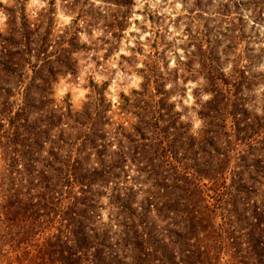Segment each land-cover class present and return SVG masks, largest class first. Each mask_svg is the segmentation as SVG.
I'll use <instances>...</instances> for the list:
<instances>
[{
	"label": "trees",
	"instance_id": "1",
	"mask_svg": "<svg viewBox=\"0 0 264 264\" xmlns=\"http://www.w3.org/2000/svg\"><path fill=\"white\" fill-rule=\"evenodd\" d=\"M5 7L0 264H264V105H242L243 68L204 76L197 134L145 81L119 102L136 120L112 128L106 80L79 109L53 95L78 71L81 24L101 13L80 8L54 38L50 8Z\"/></svg>",
	"mask_w": 264,
	"mask_h": 264
},
{
	"label": "rangeland",
	"instance_id": "2",
	"mask_svg": "<svg viewBox=\"0 0 264 264\" xmlns=\"http://www.w3.org/2000/svg\"><path fill=\"white\" fill-rule=\"evenodd\" d=\"M113 1L0 0V46L8 29L5 6L24 3L30 19L50 8L54 38L69 34L73 17L86 9L91 16L101 15L91 26L81 24L77 33L86 46L72 55L77 73L59 76L54 84L57 100L67 98L73 109H79L92 91V82L106 80L104 97L110 100L111 126L119 123L129 128L136 116L119 102L133 98L132 90L141 89L142 81L148 89L159 84L189 131L197 134L202 127L199 103L210 96L203 90L204 76L212 73L210 68L228 73L241 67L245 71L242 105L252 113L263 110L264 0ZM111 20L114 26L105 25ZM233 122L227 118L226 127L234 126ZM106 210H100L103 217Z\"/></svg>",
	"mask_w": 264,
	"mask_h": 264
},
{
	"label": "clouds",
	"instance_id": "3",
	"mask_svg": "<svg viewBox=\"0 0 264 264\" xmlns=\"http://www.w3.org/2000/svg\"><path fill=\"white\" fill-rule=\"evenodd\" d=\"M206 99H207V97H206Z\"/></svg>",
	"mask_w": 264,
	"mask_h": 264
}]
</instances>
